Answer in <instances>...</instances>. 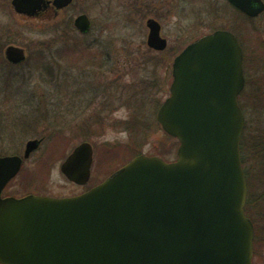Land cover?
Here are the masks:
<instances>
[{
	"label": "water",
	"instance_id": "95a60500",
	"mask_svg": "<svg viewBox=\"0 0 264 264\" xmlns=\"http://www.w3.org/2000/svg\"><path fill=\"white\" fill-rule=\"evenodd\" d=\"M250 16L264 0H230ZM73 0H12L18 13L37 16ZM75 26L91 29L83 13ZM147 44L165 50L155 18ZM1 48V45H0ZM13 63L27 58L9 45ZM170 96L157 111L162 128L180 142L178 158L139 154L103 182L75 196L2 197L23 155H0V263L2 264H254L255 225L245 212L248 180L241 157L246 119L238 102L245 85L243 50L234 33L218 29L189 43L174 58ZM93 145L82 142L63 162L78 184L91 176Z\"/></svg>",
	"mask_w": 264,
	"mask_h": 264
},
{
	"label": "rangeland",
	"instance_id": "374dc122",
	"mask_svg": "<svg viewBox=\"0 0 264 264\" xmlns=\"http://www.w3.org/2000/svg\"><path fill=\"white\" fill-rule=\"evenodd\" d=\"M80 13L92 20L85 34L73 23ZM150 17L161 22L169 40L165 53L147 45ZM220 27L234 30L247 47V86L241 103L253 138L264 133V14L257 20L246 18L227 0H75L57 15L23 18L15 14L11 0H0L1 43L24 47L30 55L17 65L0 64V154L22 155L28 140L43 139L4 195L68 196L84 191L61 171L65 156L84 140L95 148L96 165L88 186L104 179L99 158L103 169L104 148L131 141L124 125L136 105L147 132L135 139L133 148L176 158L179 144L157 124V104L169 93L175 55ZM40 53L45 59L37 65ZM132 152L116 163L130 159ZM250 213L254 215V209ZM259 264H264V245Z\"/></svg>",
	"mask_w": 264,
	"mask_h": 264
},
{
	"label": "trees",
	"instance_id": "16d2710c",
	"mask_svg": "<svg viewBox=\"0 0 264 264\" xmlns=\"http://www.w3.org/2000/svg\"><path fill=\"white\" fill-rule=\"evenodd\" d=\"M247 18L251 19L250 17ZM166 51H168V49L160 53H165ZM32 57L33 54H31V58ZM95 57L96 56L92 58L93 62H97V59H95ZM29 58L30 55L28 59ZM36 59L38 60L37 65H39L42 61H44L45 56L40 53L36 56ZM6 63H8L7 60L4 57L0 56V64L4 65ZM10 95H7V99L10 98ZM160 103L161 101L158 102L157 107L160 105ZM135 107L136 111L134 112V116H132V118L128 120L124 125L125 128L128 129L131 133V141L123 144L116 143L104 148L102 154V165L105 171L102 169L101 158H99L98 168H100V170L103 171L104 174L112 172V170L118 165L116 162L122 156L126 155L130 150H133L132 154L130 155L131 158L141 152L140 150L142 147H137L134 149L133 143L135 142V139L143 135L144 132H147L143 131L142 128V126H144L146 122H143L144 120L141 121L139 119V116L141 114L140 107L137 105ZM57 137L59 139L61 138L60 135ZM57 144L58 143H56V145ZM241 152L243 165L247 174L249 185L248 199L245 209L247 215L253 220L255 224L254 264H259L262 246L264 245V133H259L253 138H250L248 132H246V135L243 137L241 142ZM127 161L128 160L124 161L122 164ZM114 165L115 167L111 169L110 167ZM251 209H254V215L250 213Z\"/></svg>",
	"mask_w": 264,
	"mask_h": 264
},
{
	"label": "flooded vegetation",
	"instance_id": "af4514ba",
	"mask_svg": "<svg viewBox=\"0 0 264 264\" xmlns=\"http://www.w3.org/2000/svg\"><path fill=\"white\" fill-rule=\"evenodd\" d=\"M228 1V3L229 4H231L232 6H234L229 0H227ZM11 2H12V0H11ZM235 7V6H234ZM52 8H46V9H43V10H41V11H39V15H37L36 17H33V18H45L46 16H48V14H51L52 13ZM13 11L15 12V14L16 15H18V16H20V17H23V18H26V16L25 15H21V14H19V13H17L14 9H13ZM52 14H55V15H57V13H55V12H53ZM264 14V12L262 13V14H260L258 17H252V19L254 20H257V19H260L261 18V16ZM241 29L243 30V27H241ZM238 32V31H237ZM235 33V32H234ZM235 35L237 36V38H238V40H239V42H240V44H241V46H242V49H243V55H244V58H243V65H244V73H245V77H246V81H245V87H244V89L242 90V92L240 93V95H239V102L241 103V96H242V94L244 93V91H245V88H246V86H247V75H246V64H245V61H246V49H247V47L246 46H244V44H243V41H242V36H240V35H238L237 33H235ZM244 38V37H243ZM0 42H1V40H0ZM1 45H2V47H5V46H3V43H1ZM10 45V44H9ZM8 46V45H7ZM241 105H242V103H241ZM242 109H243V111L246 113V111H245V108L243 107V105H242ZM247 114V113H246ZM245 114V115H246ZM99 183V182H98ZM97 184V183H96ZM95 184V185H96ZM94 186V185H93ZM92 187V186H91ZM91 187H86L85 186V190L84 191H81L80 193H82V192H85V191H87V190H89ZM7 188V187H6ZM5 188V189H6ZM5 189H4V191H5ZM4 191H3V193H2V196L3 197H7V196H11V195H13V194H10V195H4ZM29 193H35V194H41V193H39V192H29ZM28 194V193H27ZM79 194V193H78ZM72 195V194H71ZM51 196H55V195H51ZM63 196H67V195H63V194H61V195H59V196H56V197H63Z\"/></svg>",
	"mask_w": 264,
	"mask_h": 264
}]
</instances>
